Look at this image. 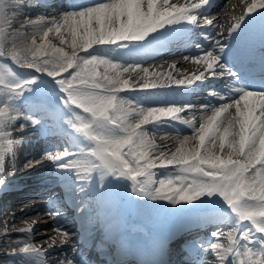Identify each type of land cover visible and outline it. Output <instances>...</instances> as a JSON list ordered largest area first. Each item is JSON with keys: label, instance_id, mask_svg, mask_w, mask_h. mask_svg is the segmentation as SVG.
Instances as JSON below:
<instances>
[{"label": "snow or ice", "instance_id": "obj_1", "mask_svg": "<svg viewBox=\"0 0 264 264\" xmlns=\"http://www.w3.org/2000/svg\"><path fill=\"white\" fill-rule=\"evenodd\" d=\"M212 6L213 0H186L183 5L170 0H102L74 5L59 20L28 17L14 28L18 14L30 12L32 5L0 0V192L9 186L6 159L14 158L25 142L15 133L39 126L64 140L62 148L44 155L63 174L73 197L77 185L80 193L130 187L140 200L165 202L177 212L228 224L226 243L220 232L212 233L216 264H264V11H259L264 0H252L231 25L232 43L227 46L216 39L214 20L204 16L212 31L204 32L205 43H196L195 53L184 57L204 69L199 75L174 80L168 72L163 82L161 73L130 62L155 54L177 38L190 41L192 29L200 26L198 16ZM257 27L258 47L246 42ZM119 50L128 55H119ZM7 60L28 71H15ZM138 70L145 81L140 90L176 85L185 93L194 92L197 82L215 78L223 91L209 93L219 103L201 105L198 120L195 113L185 119L180 114L196 105L155 107L122 95L135 90L125 76ZM149 77L157 80L149 83ZM51 115L56 118L52 128L46 123ZM170 121L192 133L177 140L174 150L154 139ZM74 202L79 208L80 201ZM48 215L56 218L61 212L55 209ZM54 230L63 247L69 234ZM21 231L27 239L8 253L7 264H47L46 253L55 238L44 249L32 241V226ZM203 250L200 245L193 264H205L199 255ZM58 264L81 262L74 255Z\"/></svg>", "mask_w": 264, "mask_h": 264}, {"label": "bare ground", "instance_id": "obj_2", "mask_svg": "<svg viewBox=\"0 0 264 264\" xmlns=\"http://www.w3.org/2000/svg\"><path fill=\"white\" fill-rule=\"evenodd\" d=\"M100 2H102V0H24L22 3L31 4L32 10L30 12H20L15 18L13 27L19 28L20 25L25 22L26 18H36L38 15L45 16L49 19L55 17L57 20H59L60 16L64 12L73 10L74 5H95ZM185 2L186 0H170V4L177 5H183ZM190 2L196 3L198 0H190ZM222 2L225 3L223 11H220L212 16L204 13L198 16V24L200 26L195 28L201 33L200 35L196 36L193 33V39L196 43L204 44L205 42H203V33L212 31L209 26L205 24L202 26L200 24L201 22H199L204 21L205 15L208 19L209 17H213L212 19L216 25V39H223L226 35V30L230 25V23H228L226 20V16L233 11H236L239 16L242 15L243 9L251 4L252 0H215L213 1V6L205 13L217 8ZM221 34L223 35L221 36ZM178 42L185 43L186 41L179 39ZM52 43L59 46V41L57 39L53 38ZM185 46L186 45L183 44V47ZM186 50V52H183V55H180L179 53L171 55L173 52H167L164 50L161 52H156L150 56L135 57L130 62L140 63L143 67H147L150 73L152 71L161 73L162 75L159 79L163 82H167L166 74L168 72L172 73V78L174 80L190 77L192 74L199 75V73L204 71V69L201 66L194 64L191 60L184 59L185 56L194 54L196 51L195 48L188 47ZM119 55L127 56L128 52L127 50H119ZM5 62L9 63L10 66L12 65L10 60ZM172 64L176 65L175 69L170 67ZM13 69L17 72L28 71L27 69H21L18 66L13 67ZM142 75V71L139 70L126 74L125 78L130 80V84L135 85V90H129L126 93H122V95H126L133 99L145 100L147 105L155 107L172 105L182 106L189 104L184 102L194 101V99H197L198 102H202L204 98L200 94L201 87H217L219 84H221V81L215 78H210L204 81L202 84L197 82V85L199 86L195 88L194 92L199 95L193 98L190 95H183L184 91L176 85H173L171 88L164 89L157 88L140 90L139 85L145 82L144 80H140V76ZM146 79L149 83L157 80L156 77H149ZM210 100L213 103H219L214 99ZM192 105L196 104L193 103ZM201 105L203 104L199 103V105H196V107H199L200 110H196L199 111L196 115L197 120L199 119V115L202 114V110L200 108ZM193 109H186L180 114L181 117L182 114L187 113H189L190 116L195 112ZM230 111L234 114V109ZM34 118L41 117L39 114H34ZM55 119L56 118L54 115H51L46 119V123L49 124L50 128L55 127ZM19 123L20 121L17 122V128L19 127ZM185 127L188 128L186 125ZM31 129L32 131L27 134L22 132L15 133V136L22 137L25 142L17 147L16 156L14 158L6 159L4 178L7 180L9 177H13V182L8 181L9 186L3 192H0V227L9 231V233L0 234V261H3L5 264H7V261L10 259L8 253H10L13 248L18 249V247L22 246L23 242L27 239V234L23 233L21 230L32 226L33 235L31 239L38 246L48 249V245L52 243V238H55L56 240L55 246L52 249H48V252L46 253L47 264H58L59 260L65 259V257L72 259L74 255L80 259L81 264H135L133 261L130 262L128 259L121 260L122 258H117L115 256L112 257L109 252L100 251L96 243H91L92 246L89 247H83L82 245L80 246L79 241L75 239V236L70 234L69 242L63 245V247L60 246V238L57 235V232L54 230L56 227L71 232H73L74 229L81 230V228H75V225L73 224L74 221L71 216L64 217L61 213V215L58 217L53 218L48 215L49 212L57 209L59 204L64 203L65 201L71 204V201L69 200L71 194L67 192L68 189L65 190L62 186H60V183H63L61 179L63 174L57 171L53 164L48 161L44 155L49 149L62 148L64 145V140L56 135H53L51 132L43 133L39 126L36 128L29 126L24 130ZM169 129L174 130V132L180 136H171L170 132L168 134L160 133L156 135L154 139L157 145H167L168 148L174 150L176 147V141L183 139L184 135L182 136L181 134L185 133V131L182 132L183 126L179 125L176 121H170L168 126L162 128V130L165 132L169 131ZM27 139L31 141L32 145L35 143L36 147L32 149V145L29 146ZM158 171L163 172L164 170L160 169ZM12 173H14V175ZM19 173H24V175L20 177L18 176ZM78 187L79 186L77 185V194L75 198L77 201H80L79 208L85 211L95 208L96 211L94 213L90 212L89 216H96V214L99 213L97 211L98 201L94 200L100 196L102 197L103 204L108 206L110 210H113L115 213L117 212L119 214H117L118 219L126 230L128 228L130 230L132 227H140L139 223L142 221L146 222L148 225L150 223L153 224L155 226L153 228H155L157 231L162 230L163 228L171 226L175 220V215H185L187 213L177 212L173 206L168 205L165 202H150L146 200H140L131 193L130 187H112L110 190L100 189L96 191L95 197H93L89 191L87 193H80L78 191ZM85 187L87 188L88 186L86 185ZM59 190H62L61 194L65 201H61L64 199L60 200L58 198L53 201L56 197L55 194H57L54 192ZM10 198H15L16 200H8ZM35 198H44V200H47V202L44 204H38ZM73 209H77V204L74 205L72 210ZM190 214L191 213H189L187 216H190ZM172 219L174 220L169 223V221ZM192 220L197 221L199 219H197V217H193ZM180 224V222H174L172 225L176 229L174 231L176 240L173 243L177 244L182 237H185L187 240H191L196 235L205 234L204 229H192L195 224L190 222L189 218H184L181 228H179ZM216 224L218 223L204 221L203 226L204 228L213 231L219 230L222 226H224V228H221L222 230L219 232L222 234V242L226 243V240H223V234L230 230V228H228V224L221 223L220 228L215 230ZM153 228L151 226L152 230ZM116 229L117 228H114L112 231H115ZM225 229L228 230L224 232ZM146 230L147 229L140 228V231ZM205 236L207 239H209V235L205 234ZM124 238H126V235ZM76 244H79V247L76 248ZM203 246L204 250L200 252L199 255L204 257L205 264H212L211 261L206 260L207 258H205V256L211 257L214 255L212 254L211 250H209V248H207L204 244ZM199 247L200 245L196 246L193 250L197 251ZM72 248L76 249L75 253L70 251ZM185 252L189 251L185 249ZM158 253L159 255H162L163 250H158ZM194 261L195 260H193L190 264H193Z\"/></svg>", "mask_w": 264, "mask_h": 264}, {"label": "rangeland", "instance_id": "obj_3", "mask_svg": "<svg viewBox=\"0 0 264 264\" xmlns=\"http://www.w3.org/2000/svg\"><path fill=\"white\" fill-rule=\"evenodd\" d=\"M8 61V60H7ZM12 63V62H11ZM12 67H17L15 64H13L12 63V65H11ZM188 115V114H187ZM184 116H186V115H184ZM183 116V117H184ZM188 117V116H187ZM189 118V117H188ZM161 133H164V134H168V132H164V131H161ZM192 133H191V131H187V132H185L183 135L185 136V135H191ZM176 134L175 133H173V134H171V136H175ZM178 136V135H177ZM8 250V249H7ZM65 259H69V257H65Z\"/></svg>", "mask_w": 264, "mask_h": 264}]
</instances>
